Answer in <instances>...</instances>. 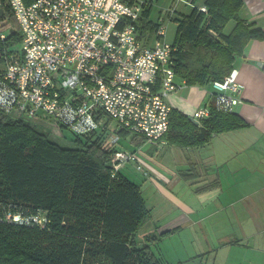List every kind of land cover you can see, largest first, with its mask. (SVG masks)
Masks as SVG:
<instances>
[{"label": "trees", "instance_id": "16d2710c", "mask_svg": "<svg viewBox=\"0 0 264 264\" xmlns=\"http://www.w3.org/2000/svg\"><path fill=\"white\" fill-rule=\"evenodd\" d=\"M243 5V0H205L206 12L193 8L175 19L174 77L188 86L210 85L222 81L237 59L245 60L246 46L263 41L264 29L239 17ZM1 8L10 29L0 44L4 50L21 39L5 0ZM229 21L235 24L225 33ZM169 121L164 140L185 148L239 125L234 113L212 112L197 125L172 109ZM73 135L78 146L63 147L29 119L14 120L0 111V202L9 212L45 211L47 219L43 228L0 222V264H167L150 247L159 240L156 234L146 236L143 245L136 240L150 211L139 185L122 171L129 163L112 176L111 158L122 147L120 140L108 146L96 135ZM121 137L131 150L145 142L128 132Z\"/></svg>", "mask_w": 264, "mask_h": 264}, {"label": "built area", "instance_id": "2783aa9c", "mask_svg": "<svg viewBox=\"0 0 264 264\" xmlns=\"http://www.w3.org/2000/svg\"><path fill=\"white\" fill-rule=\"evenodd\" d=\"M5 3L16 20L21 49L0 46L1 112L47 125L57 136L60 129L96 135L108 146L118 145L121 132L155 146L164 143L171 112L167 98L185 83L175 81L172 54L177 47L164 41L162 15L149 44L137 34L144 10L140 0ZM9 34L7 19L0 17V44ZM210 87L211 104L192 115L198 124L212 112L231 114L242 102L235 70ZM128 163L146 175L135 153L119 150L111 158L112 176ZM20 212H9L0 202V222L40 225L43 214ZM40 221L44 227L47 219Z\"/></svg>", "mask_w": 264, "mask_h": 264}, {"label": "crops", "instance_id": "0c3cea01", "mask_svg": "<svg viewBox=\"0 0 264 264\" xmlns=\"http://www.w3.org/2000/svg\"><path fill=\"white\" fill-rule=\"evenodd\" d=\"M140 1L145 9L137 34L148 37L145 43L150 44L156 29L150 20L154 0ZM204 2L168 0L157 9L163 12L157 18L162 15L176 23L193 8L199 11ZM243 3L239 17L264 29V0ZM167 7L172 14L165 11ZM231 29L227 32L225 27L224 32ZM244 54L245 60L234 63L244 86L242 102L233 111L239 120L235 129L211 134L196 147L164 140L158 146L145 141L128 150L135 152L146 172L145 176L139 173L138 185L145 205L150 204L151 234H175L180 239L177 264H264V40L250 41ZM175 81L184 83L176 76ZM211 94L209 84L185 83L167 101L172 110L193 120L195 111L208 106ZM158 201L160 211L151 204Z\"/></svg>", "mask_w": 264, "mask_h": 264}, {"label": "rangeland", "instance_id": "374dc122", "mask_svg": "<svg viewBox=\"0 0 264 264\" xmlns=\"http://www.w3.org/2000/svg\"><path fill=\"white\" fill-rule=\"evenodd\" d=\"M157 1H158V3H156V4H155L156 0L153 1L154 4L151 7V19H150L152 22H154L155 25L157 24L156 23L157 22V19H156L157 16L159 14H163L162 11L159 12L157 9H159V6H161L162 8L164 6H166L165 4H166V2L168 0H157ZM186 3H189V2H186ZM182 5L183 4H181V6ZM170 8L167 7L165 11H169ZM178 8H181V7H178ZM0 9H2V8H0ZM3 16H4V14H3ZM140 18L138 20H140ZM164 25L166 26V36L164 38V41L168 45H171L174 42V40H175L174 35L176 34V27H177L176 26V23L174 21H172V20L166 19L164 21ZM232 26H233V21H230L227 24V26H226V31L228 32L232 28ZM140 39L143 40V42L149 40L148 37L145 39L142 36L140 37ZM152 43H153V41L150 44H152ZM20 49H21V43H19L18 45L13 46V50L14 51H20ZM233 70L236 71V80H237V83L239 85H241L240 94H239L238 97L242 101V91H243L244 86H243V84L238 79V71L236 69H233ZM29 121H30V124L36 130H38L39 132H42L44 134L49 135L50 139H52L53 141H55L58 144L62 145L63 147L76 148L78 146L75 142H73L72 137H74V135L68 129H62V132H63V135L64 136H62V134L61 135H58V136H55L52 133V128L51 127H49L47 125H44L42 123L33 121V120H29ZM121 139H122V137L120 138V145H122V147H120V150H130L128 148V146H127V143L125 141L121 140ZM122 171H123L124 174H126L128 176V178L131 181L135 182L136 184H141V181H142L141 175L145 176L142 172H138L135 169L131 171L130 170V166H126L125 168L122 169ZM151 204H154V206L156 208V211H160L159 201L156 202V203H151ZM147 206H150V204L148 203ZM20 213H22L25 216L30 215L29 213H24V212H20ZM37 214H43L45 216L46 215V212L45 211L38 210L37 211ZM43 215H40L39 216L40 218H38V223L41 225V226L40 225H38V226H40V227H43L42 225L44 224V222H42V224H41V221H40V219H43V217H44ZM150 219L151 218H149V220H147L142 226H140V228L137 231L136 240L139 242V245L146 244V242L144 241L145 237L148 236L149 234H151L153 232L152 228H153V224L154 223L153 222H150ZM158 237H159V240L156 241L155 244L150 245L152 251L157 256H159V255H161V257L163 256L164 259L163 258L162 259L166 263H168V264H177L179 262V261H176V259H177L178 255H179L180 239H178L175 236V234H170V235L163 234V235H159ZM189 244L190 243H187L186 245L189 246ZM166 259L167 260H172V262L167 261Z\"/></svg>", "mask_w": 264, "mask_h": 264}, {"label": "water", "instance_id": "95a60500", "mask_svg": "<svg viewBox=\"0 0 264 264\" xmlns=\"http://www.w3.org/2000/svg\"><path fill=\"white\" fill-rule=\"evenodd\" d=\"M3 16V10L2 9H0V17H2ZM259 64V63H258ZM192 120V119H191ZM192 122H194L195 124H197V122L196 121H194V120H192Z\"/></svg>", "mask_w": 264, "mask_h": 264}]
</instances>
